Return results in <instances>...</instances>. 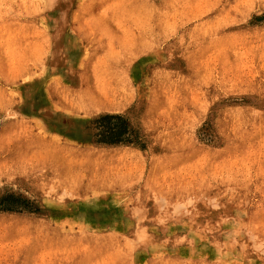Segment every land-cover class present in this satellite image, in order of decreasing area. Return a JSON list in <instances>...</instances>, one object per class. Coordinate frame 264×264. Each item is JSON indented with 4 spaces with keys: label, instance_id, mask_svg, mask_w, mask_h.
<instances>
[{
    "label": "rangeland",
    "instance_id": "374dc122",
    "mask_svg": "<svg viewBox=\"0 0 264 264\" xmlns=\"http://www.w3.org/2000/svg\"><path fill=\"white\" fill-rule=\"evenodd\" d=\"M0 264H264V0H0Z\"/></svg>",
    "mask_w": 264,
    "mask_h": 264
}]
</instances>
